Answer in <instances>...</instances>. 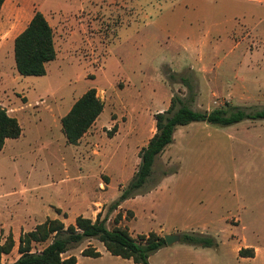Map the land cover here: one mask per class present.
Returning a JSON list of instances; mask_svg holds the SVG:
<instances>
[{
    "label": "rangeland",
    "instance_id": "1",
    "mask_svg": "<svg viewBox=\"0 0 264 264\" xmlns=\"http://www.w3.org/2000/svg\"><path fill=\"white\" fill-rule=\"evenodd\" d=\"M13 4L7 0L6 23L0 24V103L11 99L25 105L28 101L30 107L22 112L20 137L9 140L0 152V178L16 184L15 192L1 198L0 204L17 201L13 207H21L29 195H36L37 191L30 190L31 178L45 170L49 161L53 189L65 184L79 188L87 173L63 165L61 156L70 155L73 148L65 143L60 120L90 88L103 103L98 124L105 126L91 145L100 155L91 153L89 181L104 173L101 180L105 184L108 167L113 171L112 193L121 192L128 183L118 164L137 169V149L147 141L139 132L130 133V126L141 124L145 130L167 96L189 98L181 78L196 92L190 104L194 111L225 104L246 111L264 108V0H45L24 6L18 2L19 8ZM36 11L53 29L56 58L46 64L44 76L24 77L15 69L13 40ZM185 39L196 44L193 51L184 48ZM189 65L194 71H188ZM176 130L172 144L155 160L142 191L122 209L110 212L113 202L106 205L102 216L107 215L111 227L120 213L119 225L128 227L133 238L157 233L168 220L173 192L188 191L184 180L195 179L191 193L203 206L213 202L207 219L216 222L226 216L227 220L210 229L218 235L214 236L217 246L195 248L184 255L182 263L258 264L256 242L264 208V120H244L226 127L198 122ZM61 180L63 184L58 185ZM23 186L28 191L25 194L20 191ZM233 218L245 226H232L229 234L227 224L236 225ZM9 234L0 235L2 242ZM242 238L247 247L239 248L237 241ZM18 243L1 257V264L15 262ZM180 244L167 247V259L175 262L176 253L171 250ZM99 245L96 240H85L68 255ZM160 261V254L152 258L153 264ZM79 264L130 263L81 258Z\"/></svg>",
    "mask_w": 264,
    "mask_h": 264
},
{
    "label": "trees",
    "instance_id": "2",
    "mask_svg": "<svg viewBox=\"0 0 264 264\" xmlns=\"http://www.w3.org/2000/svg\"><path fill=\"white\" fill-rule=\"evenodd\" d=\"M4 1L0 0V10ZM13 56L18 75L24 77L44 76L45 65L55 60L54 32L39 11L34 13L26 28L14 39ZM181 83L187 88L190 97L183 99L173 95L169 107L154 115L155 133L146 146L140 149L137 169L121 190L119 197L110 205V212L142 191L151 178L155 160L173 142L177 128L198 122L226 127L244 120H264V108L246 111L225 104L210 111H194L190 104L194 102L196 92L187 79L181 78ZM103 108L94 88L84 92L60 120L65 143L76 145L103 112ZM21 133L22 129L17 120L8 116L0 106V151L7 139H17ZM165 174L163 173L160 179ZM129 213L132 215V212ZM121 217L120 213L117 214L111 227L107 224V215L102 216L101 213L95 220L79 216L74 225L69 226L59 220L47 219L32 231L20 236L19 257L12 264H77L76 257L67 254L85 240L98 241L112 256L131 260L134 264H149V257L166 246L164 238L154 232L133 238L126 227L119 225ZM180 238L181 243L195 248H210L216 245L214 238L198 233H182ZM41 245L44 247L38 249ZM14 246L11 234L3 242L0 236V264L1 257L9 255ZM81 255L100 257L92 247L84 249Z\"/></svg>",
    "mask_w": 264,
    "mask_h": 264
},
{
    "label": "crops",
    "instance_id": "3",
    "mask_svg": "<svg viewBox=\"0 0 264 264\" xmlns=\"http://www.w3.org/2000/svg\"><path fill=\"white\" fill-rule=\"evenodd\" d=\"M13 1H14V4L12 5V7L19 8L18 2H21V5L23 3L22 6H24V5H29L31 2L32 3L36 2L37 4V2L38 3L43 2L45 0H13ZM6 4H7V0L4 1L2 8L0 10V24H3V22L6 23V19H7V15L5 11ZM33 15L28 20L27 25L32 19ZM26 26L24 27V29L26 28ZM195 45H196L195 43L189 41L188 39L184 40V48L188 49L187 52H189L190 50L193 51ZM12 53H13V46H12ZM188 71H194V67L192 65L191 66L189 65ZM214 95L215 94L212 93V97H214ZM170 100H171V96H167L165 103H162V105L158 106L154 114L163 112L165 109H167L170 105ZM75 101L71 104L73 105ZM12 102L13 101H11V99H7L5 105L0 103V106L6 111L8 116L16 119L21 127L22 112L26 111V106L27 108L30 107V103H28L27 101L25 105H18L15 102L13 103ZM72 105L65 111L62 117L68 113ZM98 121H99V117L96 119V121L91 126V128L78 141V143L76 145H71L73 150L70 155L68 156L62 155L60 158L65 168L77 169L79 171L84 170L87 173V176L85 178L81 177L82 181L80 182L79 188L78 189L72 188L70 185L65 184L63 186H56V188L53 189V187L55 186V183H53L52 178H49L50 177L49 175L51 174V171L49 170V166L51 165V163L50 161L47 162V165L49 166H46L45 170H41V172H37L34 178H31L33 179L34 185L31 187L30 190L37 191L38 193L36 195H33V196L29 195L25 199V203L21 207H15V208L13 207L14 203L18 205L17 201L15 202L12 201L10 204L9 203L0 204V235L2 237L10 233L12 235L14 244L16 245V243H18L19 238L22 234L32 231L37 225L43 223L47 219L59 220L65 226L74 225L76 218L79 216L88 218L91 220H95L96 216L99 213H101V215L104 214L106 205L110 204L111 202H114L119 197L120 192L118 193L111 192L112 191L111 176H112L113 171L109 169L108 167H105L107 168V172L105 173L107 177L106 179L107 182L106 183L104 182L105 184H103L101 180V175H103L104 173H97L96 176L93 178L94 179L93 182L89 181L90 179L89 177L92 174V172L88 170L90 167L88 165V161L92 157L91 153L95 152L100 155L98 150L91 148V145L94 143V139L99 133L98 131L100 129H103V127L105 126V123L98 124ZM121 130L122 129L119 124L117 133L119 134ZM129 132L130 133L132 132L133 134H136V132H139V134H141L143 137L145 138L147 137L146 139L147 141H145V143H143L142 146L137 149V152L139 153L140 149L146 146L149 139H151V137L155 133L154 121H152L151 119L150 124L147 125L145 130L143 129L141 124L137 125L135 123L132 126H130ZM85 137L86 139L84 140ZM9 140H16V139H7L4 143V147L2 151L0 152H3L6 149L5 147L8 144ZM82 141L84 143H82ZM86 141L88 143H86ZM173 141H174V136H173ZM162 155L163 153L159 157H161ZM12 157H16V156H12ZM117 168L119 169V172L123 176L125 175L128 176V181L132 178V176L134 175L136 171L135 168L133 170L127 169L126 164L124 162H120ZM65 172H67V169H65ZM42 175L44 179H41ZM81 178L78 177V179H81ZM17 181L19 182V180ZM195 182H196L195 179L193 182H189L187 179H185L183 183L185 185H188V191H185L182 193L179 191L173 192V194L171 195L170 204H169L168 220L166 221L164 225L165 227L161 226L158 229L157 231L158 235L163 237L166 234L181 235L182 233H198V234L210 236L212 238H214V236L218 237V235L215 234V231H210V229L212 230L211 227L215 225L216 222H219L221 224V222L226 221L227 217L221 216L220 219H218L216 222L214 220L207 219L209 209H213L212 208L213 202L209 200L207 201V204L209 205L211 204V206H207V205L203 206L202 202L196 198L195 194L191 193L194 191V189L191 188V186H194ZM6 184H7V187H6ZM62 184H63V180H61L58 185H62ZM161 184L162 183H160V185H158L154 189L155 190L154 192L159 190V188L161 187ZM15 185L16 184H14L12 181H7L5 177L3 178L1 177L0 178V190H4L5 188H10L13 191H11L10 193H6V194H1V191H0V199L5 197V195L14 193ZM81 187L83 189H81ZM120 188H123V186H121ZM20 191L22 194H25L26 192H28L24 188V186L21 188ZM134 199L135 198L124 201L117 209L124 208V205L126 203L133 201ZM130 212L132 211L130 210ZM132 214L134 218L135 217L134 213L132 212ZM204 214H206V217L204 216ZM261 216H262V225L261 224L259 225V230H258L259 235H258V240L256 242L257 243L256 262L258 264H264V208L261 213ZM233 219H235L234 224L236 225H233V223L231 222L227 224V230H228L227 233L229 234L232 232L231 228H234L232 226H235V227L241 226L242 228L245 226L243 225V221L240 220L239 218H233ZM261 227H262V232H261ZM261 233H262V236H261ZM130 235L133 236L132 233H130ZM214 240L216 241L215 246H217L218 245L217 240L215 238ZM246 242L247 240L245 238H242L239 241H237L236 246H239V248L247 247V245H245ZM89 243L91 244V242ZM178 243H181V242H178ZM178 243L174 245H177ZM172 246L166 245L165 247L159 249L157 252L152 254L149 257V264H153L152 258L159 254L161 255L160 264H183L182 262L184 261L183 259L185 258L184 255H186L187 253H192V251H195L194 250L195 247L186 245L184 243H181L177 247L175 246L176 248H174V250H171L176 253L175 254L176 258L174 262L173 260H169L166 258V256L168 255V252H165V251H169V250H166L167 247H172ZM91 247L94 248L95 251L100 254V257L91 258V257L82 256L81 255L82 251L88 247L81 250L80 254H69V255H74L76 257L77 264H79L81 258L84 260L105 259L109 261H111L112 259H121L119 257L110 255L102 244L99 246H91ZM177 253L183 254V257L181 258L180 254L179 256H177ZM241 259L243 260V257ZM121 260L128 261L130 264H134L131 260H126V259H121Z\"/></svg>",
    "mask_w": 264,
    "mask_h": 264
},
{
    "label": "water",
    "instance_id": "4",
    "mask_svg": "<svg viewBox=\"0 0 264 264\" xmlns=\"http://www.w3.org/2000/svg\"><path fill=\"white\" fill-rule=\"evenodd\" d=\"M164 240H165V244L167 246H172L178 242H180L181 238L180 235L178 234H166L163 236Z\"/></svg>",
    "mask_w": 264,
    "mask_h": 264
}]
</instances>
